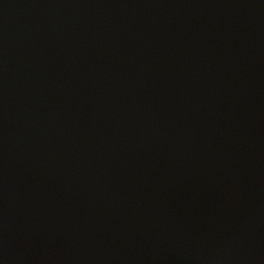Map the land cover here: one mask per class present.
<instances>
[{"label":"water","instance_id":"95a60500","mask_svg":"<svg viewBox=\"0 0 264 264\" xmlns=\"http://www.w3.org/2000/svg\"><path fill=\"white\" fill-rule=\"evenodd\" d=\"M0 264H264V0H0Z\"/></svg>","mask_w":264,"mask_h":264}]
</instances>
